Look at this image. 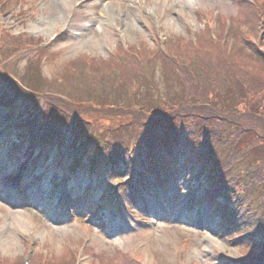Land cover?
Here are the masks:
<instances>
[{"label":"rangeland","instance_id":"1","mask_svg":"<svg viewBox=\"0 0 264 264\" xmlns=\"http://www.w3.org/2000/svg\"><path fill=\"white\" fill-rule=\"evenodd\" d=\"M4 6L6 11L0 16L2 72L34 93L39 91L38 85H44V92L63 102L67 97L61 92V74L74 58L106 60L117 46L126 50L132 46L138 54L143 53L142 45L146 50L163 51L169 40L179 38L196 45L204 25L215 31L220 19L225 26L226 20L231 23V18L240 15L234 0H0V8ZM104 9L111 18L103 17ZM128 16L132 28L124 22ZM259 31H264V24ZM64 33L66 37L57 39ZM154 72L159 94L165 99L162 69L157 66ZM25 95L0 83V261L59 264L71 255L69 264H235L248 256L251 247L235 241L236 235L222 233L221 219L210 210L205 194L213 164L217 167L224 161L229 146L215 149L214 141L209 142L204 132L189 136L194 124L184 122L183 128L178 126L183 138L175 156L166 157L160 149L158 157L160 162L171 163L168 171L173 174L172 181L154 194L138 193L140 200L128 206L123 196V183L128 178H116L104 157L98 166L100 172L91 173L81 165L70 175L68 167L79 153L70 138L71 123L62 122L56 128L55 143L48 142L42 129L53 116L44 119L40 114L42 101H31ZM6 104L10 107L7 111ZM122 122L117 119L113 126ZM104 123L99 117L92 118L94 129L84 128L77 145H93L89 136ZM24 127L27 138L38 134L36 149H41V155L33 172L32 164L25 162V142L15 138V132ZM13 141H17L16 146L8 151ZM208 143L211 149L205 148ZM245 145L237 146L236 151ZM137 149L138 153H132L126 147V156L133 154L136 168L140 160L148 168L150 150ZM263 154L257 148L249 151L242 164L224 171L222 177L226 180L242 173L245 165L255 166L264 159ZM36 156L37 152L32 158ZM208 158L210 165L206 164ZM197 172H201L199 181L193 177ZM239 182L237 204L242 205L235 215L237 220L264 216V182L250 189L245 179ZM108 190L118 195L116 207L92 216V203L101 202ZM82 196L89 200L75 205ZM99 218L105 223L103 228H99Z\"/></svg>","mask_w":264,"mask_h":264},{"label":"trees","instance_id":"2","mask_svg":"<svg viewBox=\"0 0 264 264\" xmlns=\"http://www.w3.org/2000/svg\"><path fill=\"white\" fill-rule=\"evenodd\" d=\"M234 1L240 15L231 18L230 41L225 45L220 44L224 30V21L220 19L216 41L211 37L210 27L204 25L205 30L197 34L196 45L179 38L169 40L163 51L146 50L142 45L143 53L138 54L132 46L128 50L117 46V51L106 60L74 58L61 74V92L67 97L66 102L44 92V85H38L36 93L25 84L24 91L9 85L18 93H26L31 101H42L44 119L53 116L54 120L42 131L48 142L55 143L56 128L62 122L71 123L72 145L80 154L72 160L73 170L84 164L92 171L104 157L114 175L122 176L128 170L126 147H133L137 153V147H144L150 150V169L161 184L166 174L156 168L160 149L175 156L183 138L178 126L183 128L184 122L194 124L189 136L204 132L209 142L214 141L215 149L229 146L228 156L217 167L213 164L208 175L206 199L225 223L222 233L236 235L235 241L239 239L251 247L246 262L236 263L264 264V236L260 235L264 232V216L257 220L251 216L239 226L234 225V215L242 205L237 204L239 180L245 179L247 189L263 183L264 159L252 167L245 165L240 174L226 180L222 177L224 171L242 164L249 151L256 148L264 151V41L259 43L264 0L253 4ZM157 66L162 69L165 99L154 80ZM0 81L8 83L1 70ZM94 117L103 120L104 127L101 124L89 136L93 145H77V137L84 128L94 129L90 125ZM117 119L123 122L113 126ZM244 144L247 145L242 150L236 151L237 146ZM205 148L211 149L209 143ZM28 149H33L31 142ZM206 158L203 156L202 162ZM207 162L210 165L211 159ZM193 175L199 181L201 172ZM68 259L59 264H69L71 255ZM0 264L9 263L0 261Z\"/></svg>","mask_w":264,"mask_h":264},{"label":"bare ground","instance_id":"3","mask_svg":"<svg viewBox=\"0 0 264 264\" xmlns=\"http://www.w3.org/2000/svg\"><path fill=\"white\" fill-rule=\"evenodd\" d=\"M102 15H103V17L104 18H111V16L108 14V12L107 11H105V9L102 11ZM130 16H128L127 17V19H126V21H124L125 23H126V26H131V28H132V26L134 27V25H133V23H132V20H131V18H129ZM116 23H119L118 22V20H116L115 21ZM124 22H123V24L122 25H124Z\"/></svg>","mask_w":264,"mask_h":264}]
</instances>
